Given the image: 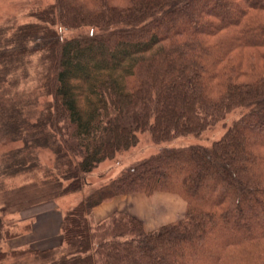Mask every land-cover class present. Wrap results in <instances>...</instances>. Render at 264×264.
Wrapping results in <instances>:
<instances>
[{
  "label": "trees",
  "instance_id": "16d2710c",
  "mask_svg": "<svg viewBox=\"0 0 264 264\" xmlns=\"http://www.w3.org/2000/svg\"><path fill=\"white\" fill-rule=\"evenodd\" d=\"M114 1L55 0L38 12L41 39L28 43L18 31V40H0V138L28 136L31 143L5 157L4 173L33 169L27 184L0 189V214L81 192L89 174L136 146L142 133L167 145L201 136L236 109L248 111L211 145L165 146L91 188L63 216L61 249L15 250L11 257L38 264H264V232L217 240L235 210L264 216V140L257 137L264 133V74L240 81L245 74L231 58L239 47L264 48V23L250 13L263 10L264 0ZM205 2L210 10L198 7ZM228 12L233 18L225 22ZM61 30L82 33L64 38ZM136 34L145 40H132ZM27 52L38 53L42 76V91L30 95L12 81ZM256 64L263 71L264 57ZM41 148L54 153L55 167L42 163ZM224 185L231 195L215 197ZM210 187L215 198L204 201ZM156 192L181 194L189 202L185 218L151 232L121 212L98 226L90 222L105 200ZM2 223L0 217V238ZM210 247L218 249L211 255Z\"/></svg>",
  "mask_w": 264,
  "mask_h": 264
},
{
  "label": "rangeland",
  "instance_id": "374dc122",
  "mask_svg": "<svg viewBox=\"0 0 264 264\" xmlns=\"http://www.w3.org/2000/svg\"><path fill=\"white\" fill-rule=\"evenodd\" d=\"M54 2L55 0H0V40H12L14 36L17 38L16 40H18V37L16 36L18 31L22 34L20 39L26 40L28 43L33 40L41 39L40 31L42 30L41 28L43 26V22H40L38 12L53 5ZM114 3L118 4L120 3V0H116ZM198 7L210 10L211 4L205 2L204 4H200ZM190 13L192 14L193 11L191 10ZM250 13L257 20L264 23V9L251 11ZM235 14L237 15V12H235ZM232 18V15L228 12L225 15L224 20L225 22H228ZM56 28L60 32L59 25H57ZM179 28L186 33L191 30V26H179ZM87 29L90 30L89 28ZM61 33L64 38H69L82 32L61 30ZM163 34H165L164 31L159 32V35ZM219 34L227 36L229 35V31L220 32ZM144 35L145 34L132 35V40H137L136 42L140 43V41L145 40L143 39ZM146 36H148V34ZM209 40H218V37H213ZM231 53L233 62H240L237 73L245 74V76H241L239 78L240 81L252 82L264 74V70L258 71L259 67L256 64L257 61L260 63L262 62L264 57V48L239 47ZM25 54L28 56L25 57V61L23 63L24 67L17 71L16 75H13L14 78L12 81L15 84L13 87L15 89L17 88V91L30 95L29 92L33 89L42 91L40 88V77L42 76L39 66L38 53L33 52L31 56H29L30 54H28V52ZM251 63L256 64V69L253 70L251 68ZM226 66L227 64L225 62L221 67L225 68ZM249 69L253 72L248 73L249 71H245ZM216 83L217 81L213 84V87L216 86ZM44 103L45 97L41 96L39 99V107H37V109H41ZM247 111V109H236L235 112H232L227 116L225 121L219 122L212 129H208L203 132L201 136L179 138L167 145H158L154 143L149 132L142 133L140 134V139L136 146L118 153L114 159H108L102 162L97 169L89 174L87 176L88 185L81 192H66L61 197H58L53 201L24 208L18 213L0 214L3 221V234H1L0 238V255L4 252L8 253L5 257L1 258L0 264H38L35 263L32 258L29 260L25 259L27 257L23 256V258L21 257L22 259L11 257V253L15 250L29 252V250L43 249L52 245L53 249H61L60 247L63 246L64 241L61 231L58 230L60 223H62L60 220L63 219L66 212L74 208L80 200L84 198V196L88 195L91 188L99 186L104 181L112 180L118 177L120 173L127 168V166L133 164L139 159L148 157L165 146H188L196 143L211 145L213 140L222 138L228 127ZM35 118L36 117H34L33 122L35 121ZM257 134V137L263 141L264 133L261 134V132H257ZM30 144L28 136L24 139L22 137L14 139L0 138V189L10 190L18 188L31 181L33 176L31 170L33 169L4 173L6 167L4 160L6 159L5 157L9 155V153L15 152L18 149L25 153V151L29 150L31 147ZM38 153L44 165L51 167L56 166V158L52 151L47 148H41L38 149ZM181 167H183V165H181L180 168ZM41 174L42 173L40 172L38 176L41 177ZM174 181L176 183L175 179ZM223 187L224 188L217 189L215 197L219 194H222L223 196L231 195L232 191L225 188V185ZM123 197L124 200L121 201V203L115 208L122 210L121 213L124 212L123 214L128 213V215L140 220L143 223L145 230L148 232L158 231L165 226L179 223L185 218L189 208V202L181 194L176 192H156L152 195L134 193L123 195ZM201 197H203L201 199L204 201H213L215 198L214 188L210 187ZM109 200L111 199L105 200L104 202ZM1 203L0 198V208ZM249 205L251 206V204ZM115 208L109 206L108 211L106 212L104 210L105 208L100 209L95 216L92 211L90 215L91 224L93 226H98L99 224L106 222L112 215L116 214H110ZM263 219L264 216L260 213H258L255 217H252L251 210L244 211V214H240L239 211L235 210L229 219L230 221L228 226L225 227V229H227V231L229 230V232H224L223 228H221V235L217 238V240L222 243L223 241L231 238H244L251 232H264ZM237 222H241L243 226L235 227V223ZM29 227L31 228L30 230H28ZM7 230L11 233H16V235L19 234V236L9 237L10 235L7 236V234H4ZM229 233L231 234L230 237L227 235ZM209 249V254L212 255L218 248L210 247ZM253 261L255 260H252L251 264H254Z\"/></svg>",
  "mask_w": 264,
  "mask_h": 264
},
{
  "label": "crops",
  "instance_id": "0c3cea01",
  "mask_svg": "<svg viewBox=\"0 0 264 264\" xmlns=\"http://www.w3.org/2000/svg\"><path fill=\"white\" fill-rule=\"evenodd\" d=\"M123 198H124L123 196H118V197H115V198H113V199H111V200H109V201L104 202L103 204H101L100 206L96 207V208L93 210V214H94V216L97 214L98 210H100V209L105 208L104 210H105V212H106V211H108L109 206H112V207H114V208L117 207V205H119V204L121 203V201L124 200ZM117 212H122V210H118L117 208H115L110 214H114V213H117ZM123 213H124V212H123ZM127 214H128V213H127ZM61 221H62V219L60 220V222H61ZM61 224H62V223H60V226H59L58 230H60V228H61ZM60 231H61V230H60ZM49 249H53V245L50 246V247H46V248L38 249V250H39V251H43V250H49Z\"/></svg>",
  "mask_w": 264,
  "mask_h": 264
}]
</instances>
